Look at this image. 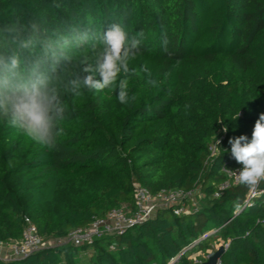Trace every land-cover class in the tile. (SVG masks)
I'll list each match as a JSON object with an SVG mask.
<instances>
[{"label": "trees", "instance_id": "1", "mask_svg": "<svg viewBox=\"0 0 264 264\" xmlns=\"http://www.w3.org/2000/svg\"><path fill=\"white\" fill-rule=\"evenodd\" d=\"M112 24L139 40L124 74L128 103L118 88L72 84L98 63ZM13 54L24 74L41 62L65 113L52 148L0 115V240L21 237L26 216L45 240L65 237L133 208L136 184L199 187L204 204L159 208L122 234L0 264H168L194 240L206 250L219 237L231 240L223 264H264L263 197L244 206L251 188L242 184L214 196L223 167L240 165L229 139H251L264 113V0H0V57ZM224 223L206 244L203 234ZM175 264L201 263L184 254Z\"/></svg>", "mask_w": 264, "mask_h": 264}, {"label": "clouds", "instance_id": "2", "mask_svg": "<svg viewBox=\"0 0 264 264\" xmlns=\"http://www.w3.org/2000/svg\"><path fill=\"white\" fill-rule=\"evenodd\" d=\"M102 42L105 47L98 63L84 69L88 75L82 81H72L74 89L81 85L96 91L118 88L119 101L128 103V80L124 74L129 71L128 60L139 40L129 37L119 24H112L104 31ZM31 45L29 39L21 47L28 49ZM21 64L22 58L17 54L0 57V115L33 141L55 147L65 109L60 106L52 77L42 70L41 62L33 65L27 74L21 71ZM229 144L231 156L242 166L238 171L239 182L255 189L264 181V113L256 120L251 139L240 135L230 138Z\"/></svg>", "mask_w": 264, "mask_h": 264}, {"label": "built area", "instance_id": "3", "mask_svg": "<svg viewBox=\"0 0 264 264\" xmlns=\"http://www.w3.org/2000/svg\"><path fill=\"white\" fill-rule=\"evenodd\" d=\"M225 130V129H224ZM211 155L217 152V141L210 146ZM241 165L235 167L224 166L223 172L225 178L218 185L214 192L215 197H220L226 190L241 184L238 180V171ZM259 185L248 193V198L244 206H252L254 200L263 197L264 189ZM135 206L129 208L122 205L109 211L106 218H95L89 225L72 229L67 236L59 238H49L45 240L38 232V228L32 219L28 216L24 218V228L21 237L10 240H0V260H14L25 258L32 253L51 246H58L71 243L75 246H82L91 243L96 237L103 235H118L124 233L128 228L142 223L150 218L159 208L175 207L178 214H187L196 212L201 205L197 201V196H204L199 187L191 190L183 188H163L156 193H152L148 188L136 184ZM201 194V195H200ZM240 212L237 209L234 216ZM227 223V222H226ZM226 223L211 228L203 234L202 238L213 235ZM200 241L194 240L185 246L181 252L170 259L168 264H175L184 254H189V258L196 263L203 264L221 247L227 251L231 240L218 238L216 243L206 250L196 249ZM114 248V246H112ZM215 264H223L222 258H219Z\"/></svg>", "mask_w": 264, "mask_h": 264}, {"label": "water", "instance_id": "4", "mask_svg": "<svg viewBox=\"0 0 264 264\" xmlns=\"http://www.w3.org/2000/svg\"><path fill=\"white\" fill-rule=\"evenodd\" d=\"M211 235H208L206 238L210 237ZM225 250L224 247L221 246L211 257L208 261L204 262L203 264H215L216 261L219 258H222L223 254H224Z\"/></svg>", "mask_w": 264, "mask_h": 264}, {"label": "rangeland", "instance_id": "5", "mask_svg": "<svg viewBox=\"0 0 264 264\" xmlns=\"http://www.w3.org/2000/svg\"><path fill=\"white\" fill-rule=\"evenodd\" d=\"M202 192V191H201ZM204 195V193H202ZM201 195V194H200ZM197 201L199 204L202 206L204 204V196H197ZM215 242V236H210L209 238L206 239L205 243L212 245Z\"/></svg>", "mask_w": 264, "mask_h": 264}]
</instances>
